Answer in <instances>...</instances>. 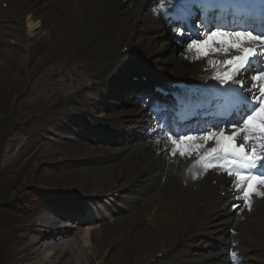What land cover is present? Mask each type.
<instances>
[{
  "label": "bare ground",
  "instance_id": "6f19581e",
  "mask_svg": "<svg viewBox=\"0 0 264 264\" xmlns=\"http://www.w3.org/2000/svg\"><path fill=\"white\" fill-rule=\"evenodd\" d=\"M25 2L23 12L22 14L18 15L16 11V2L13 5H10L8 7V12L12 15H15L18 17L17 21H24V17L26 18L25 22L27 23V26L29 28L30 36H44L47 40L54 41L52 39V33L53 30L47 28L45 24L47 25L48 22L44 23V13L41 12L39 9V0H23ZM65 1V2H64ZM125 1V2H123ZM45 0L43 4L52 2V4H56L61 8V13L64 14V23L63 26H59V23L57 20H55L54 28H56V31L58 34H60V31H65L67 34L75 35L77 39V44H82L84 46L85 51L83 52V55H89L87 59H83V61H80L82 66H96L95 68H99L100 71L105 74L106 76H110L112 66L114 65H120V63H125L123 60L125 59V56H117L113 53H109L108 55H105V58L101 57V54L99 53L101 50L104 49L103 46H100L104 44L106 41H103L100 45H92L91 43L95 42L96 36L93 35L91 38H87V40L84 42V40L87 37V27L86 23H89V20L91 15L96 17V19L92 21L93 26L95 28H101L105 29V33L111 35L108 37V39H111L110 42H113L114 40L118 39L115 38L112 27L114 29V32L116 35L123 36V40L125 42H132L131 46L134 48V50L141 55H145L146 57L150 55L153 51H158V47L152 46V43H148L145 41L146 38L141 36H131L130 34H124L121 32L120 27L122 23H129L130 16L133 21V23H139L140 20L137 19V15L145 9L144 5L146 4V0ZM64 2V3H63ZM133 5V7H136V9L131 10L129 5ZM110 9L113 12H119V17L115 21V17H112L109 12ZM132 11V13L129 15V12ZM85 13L88 15L86 16ZM137 14L135 17L133 16ZM145 16V15H144ZM139 17H142L141 15ZM135 20V21H134ZM145 20L148 22V25L145 26V30H147L148 33L151 34V38H154L158 36L155 35V29L154 25L150 23L149 17L145 16ZM49 25H52L49 23ZM128 30H131L129 27ZM149 37V36H148ZM149 40V39H148ZM117 41V40H116ZM84 42V43H83ZM106 44L113 50V46L111 43L106 42ZM165 45V44H164ZM166 46V45H165ZM5 51V50H4ZM28 58L23 56L22 61L26 62ZM110 59V60H109ZM175 62V61H172ZM115 66V67H116ZM169 71L175 72V73H184V74H191V75H198L199 73H202L201 66H198L197 63L188 65L186 62H178L174 63L172 66L167 67ZM167 73V72H166ZM168 74V73H167ZM103 75V76H105ZM98 89H96L95 92L91 93L92 96H96L98 98L103 99L104 92L106 93V89L104 84H99L97 86ZM105 90V91H104ZM75 98V96H74ZM135 112V110H134ZM95 121L98 123V118L95 117ZM113 125H116L117 122L113 120ZM79 133V132H78ZM90 144H80V149L76 152V156L86 158V159H92L96 156L100 155H107V156H114L116 159H119V162L122 164V166L126 165L127 161H129L131 164L135 163L133 169V173H136V175H133L132 181L126 180L124 183H128L127 185L132 184V182L141 183L144 182V179H141L140 177H137V174L140 172L145 173L147 176L150 175L149 168L147 167L148 163H140V159L133 160V157L135 154L143 153L144 156L140 157L144 161L146 158L152 153V150H149L148 148H142L140 146H134L132 148H127L126 152L122 150L121 148L115 149L112 148L110 150L103 149L98 146V144L95 142L94 137H89ZM96 144V145H95ZM95 145V146H93ZM126 148V147H123ZM137 148V149H135ZM135 149L134 151H132ZM66 157H70V155H66ZM151 158V157H149ZM174 164L166 165L167 171L164 175L160 174L157 178L159 182L163 181V176L165 177L164 182L161 186H159L157 189L153 191V195L156 194V196L153 198V195L149 197V201L144 205L137 209H135L130 216L124 217L118 221V223L109 228L108 230H103L102 228H95L93 226H86L85 229L82 231L81 227L74 221H71L69 223V227L60 225L62 222L61 219L55 220V218L47 217V216H41L39 218H36L32 221V225L29 227L28 231H25L23 235H21V239L17 242L24 243L27 245V247L19 253V255H15L13 257L14 260H12V256L10 257L9 264H17L18 262H22L23 260L28 261L25 264H59L62 260H65L67 256H69V259L64 264H88V260L84 259V257L89 258V255L93 259L99 260V262L102 264L104 259V254L108 251L109 248H111L113 245H115L120 237L124 234L123 231H126L128 233H132L131 235H139L143 236V229H140L142 225H149L154 226L155 223H158V225L167 223L169 221L174 222L176 221V211L179 209V203L181 200V196L185 194L184 188H182L180 185H176L175 183L178 182V179L180 177V170L179 169H173L172 166H175V163H178L176 160L173 161ZM179 167V165H178ZM180 168V167H179ZM155 169V168H154ZM108 168H101L99 170H95L92 168H89L84 174L81 179L80 188H82L83 184H87L89 188L88 192V200H94L98 202L99 194L103 192V188L106 184L115 183V185L118 186V188H122L125 186L124 184H121L123 182H118V178L120 175H123V170L118 172L117 174L109 175L107 174ZM130 176V175H129ZM129 176H127L129 178ZM136 180V181H135ZM174 183L173 186L168 188L166 190L163 189L166 184ZM179 183V182H178ZM181 183V182H180ZM197 184V183H196ZM202 184V187L197 191L200 193H193L191 194V199H197L201 197V193L203 192L205 185L207 183H198ZM146 186L155 187L158 186L159 183H154V180H150L144 182ZM220 190L218 186L216 185L215 188L212 191ZM186 192H190L189 190H186ZM158 205L160 207L158 208ZM198 205V202H197ZM215 207H220L217 203H212ZM207 205V206H212ZM263 207V206H262ZM221 208V207H220ZM71 209V208H69ZM263 208L259 207L258 211L262 210ZM197 211V206H196ZM211 211L209 207H205L201 211L200 218L197 219V217H193V221H201L203 216L206 214L208 215ZM251 213L245 215V223H239L240 226L244 228V226L248 229V231L251 233H254L255 227L259 229V234L262 237H253L252 243L253 244H247L245 245L246 253H249L250 251L256 252L260 251L259 253H262L264 250V226L261 225V218L259 215V212ZM100 210L99 208H89L86 210V213L83 217L86 218L85 222L93 219L97 220V215L99 214ZM261 213H264L262 211ZM63 214V213H62ZM69 216V214L65 215ZM71 217V216H70ZM256 219V220H255ZM255 220V221H254ZM254 221V222H253ZM69 222V221H68ZM249 222V225L247 227V223ZM98 223V222H96ZM171 225V223L169 224ZM221 226L224 225V223L220 224ZM102 227V226H100ZM25 228V227H24ZM47 230L48 232H45ZM81 230V231H80ZM108 231V232H107ZM53 232L58 234L60 239L56 240L53 239V236L51 235ZM159 229L154 227L153 235L155 236L156 240H158L156 250L164 251L166 248H168L171 245V239L168 240H161L159 238L158 233ZM158 233V234H157ZM150 236V237H151ZM145 238V237H144ZM249 238V235H247V239ZM258 238L259 240H256ZM143 239V238H142ZM17 242L14 243L17 244ZM82 250V251H81ZM65 258V259H64ZM256 257H253L251 255L247 256V261H255ZM15 263H14V262ZM256 262V261H255ZM258 264H264L262 262L257 261Z\"/></svg>",
  "mask_w": 264,
  "mask_h": 264
},
{
  "label": "snow or ice",
  "instance_id": "6c2138e0",
  "mask_svg": "<svg viewBox=\"0 0 264 264\" xmlns=\"http://www.w3.org/2000/svg\"><path fill=\"white\" fill-rule=\"evenodd\" d=\"M180 2L172 0L173 6ZM259 3L258 26L253 22L255 13L235 0H187L188 6L177 9L179 31L174 36L185 46L186 58L194 53L197 59H207L213 70L211 79L223 92L233 93L235 104L227 119L221 117L184 132H173L165 125L164 133L173 155L178 152L183 157L202 149L196 164L204 172L216 170L230 176L235 194L249 207L253 192L264 196V191H256L257 186H264V0ZM195 6H199L202 19L194 25L197 32L193 33L184 21L190 22ZM229 18L234 26L224 23ZM214 54L226 58H210ZM248 76L251 86L246 84ZM185 102L193 107L203 103L196 97ZM192 178L197 179L198 174L193 172ZM232 256L236 262L238 254Z\"/></svg>",
  "mask_w": 264,
  "mask_h": 264
},
{
  "label": "rangeland",
  "instance_id": "374dc122",
  "mask_svg": "<svg viewBox=\"0 0 264 264\" xmlns=\"http://www.w3.org/2000/svg\"><path fill=\"white\" fill-rule=\"evenodd\" d=\"M56 9H54L51 6L48 12L46 11L44 12L45 14L49 13V16L47 18L49 23L52 24L54 23L51 17L53 14L56 15L57 12ZM1 16L3 15L0 14V17ZM5 32L9 34L7 37L9 38V40L8 41L6 40V43H3L1 41L0 43L1 45L4 44V46L7 47L6 50L9 53L0 56V59L3 57L2 60H0V62L2 61L0 64V82L9 79L7 81V83L9 84L10 81L14 82L15 78H18L15 80L17 82H21V80L25 78L27 79V81H29L30 78L29 88L22 95L16 96L14 98V101H13V97H9L10 100L12 98L13 101L12 105L14 104L12 118L15 120V122L20 124L21 125L20 128H22L36 111L41 109H47L48 107L53 108L54 106L59 105L62 102L65 103L70 102L68 100H70L69 98L71 97L72 91L74 90L72 91L67 90L65 88V85L68 84V77L72 78L73 80L78 79L81 72L78 70L77 65L73 64L72 61L73 59L71 58V56L69 58H67L68 56H66V60H62L63 57L61 59L57 58L58 55L64 56V54H66V51H68L67 48L65 47L66 42L70 41L72 37L67 38V36L63 35L61 39L57 40L55 44L47 41L44 42L43 40L38 42L31 38H26L24 36V33L17 31L14 25H8V27H5ZM3 39L4 38H2V40ZM27 47H29V49L25 50ZM25 54L29 55L30 60L27 61L29 63L27 62L25 63L26 65L25 68H21L22 66L20 67L19 63H22L21 57ZM57 62L59 63L57 64ZM35 65L38 66L40 70L37 68L34 69ZM21 69L23 70L19 72V70ZM88 69L90 70L89 72L87 71ZM88 69L86 70L82 68V71L83 72L87 71V73L85 72V74H90L91 72L94 71V69H91V67ZM32 71L43 72L42 74H40V76L47 74V79H40L38 74L35 77ZM36 79L38 81H36ZM24 83L27 82L24 81ZM41 84H43L44 89H48V90L38 91L37 89ZM31 89L32 91L29 94ZM11 95L13 94L11 93ZM49 97L51 98L49 99ZM34 105H36L37 107H35ZM57 107L55 108L57 109ZM69 107L71 109L74 108L71 102L70 105H68V109ZM64 119L65 117L63 116L61 118V121ZM59 123L61 124V122ZM55 132L56 131L53 128L50 130L51 134ZM26 140L32 141V139H29V135L27 132H20V131H13L11 137L9 136L6 139L7 142L6 146L8 151L7 153H5V158H3V160L0 161V168H3L5 173L11 174L13 173V171L15 173H18L23 168V166L26 167L24 173L22 174L23 179L21 180L22 182L20 183L21 185L25 183H38V184L53 183L55 186H59L61 185L60 183H77L79 176L83 173L85 168H82L80 166L76 167V165H74L75 167L73 166L72 170L68 169L67 166L62 167L64 170L61 169L56 170L48 163L49 161L46 160V159H53L55 158V156L44 159L45 154L47 152L59 150L61 148H68V146L71 145L70 143L64 141L63 139H57L54 142L44 143L42 146H39V144L37 143L27 153L26 160H22V159L17 161L14 160L15 158L12 155L14 153H18L20 147L23 145L24 141ZM28 147L29 144L23 146L24 151H28L29 149ZM31 157L32 160H29V158ZM9 161L12 162L9 163ZM27 162L28 164H26ZM32 188L35 189V192H37L35 187ZM62 188H70L73 191L76 190L72 186H64ZM21 193L22 191H20L19 188H17L13 195L14 200H19ZM31 195L33 197V194H30L28 196L29 200H31ZM30 202L32 205H34V208H37L39 205L37 201L36 202L30 201ZM5 234L10 235V233L8 232H6ZM16 241L17 240H14L13 242L9 241L5 245V250L10 256H12L11 257L12 260H14L13 257L15 255H19V253H21L24 248L23 245L24 243L17 242V244L14 245ZM128 247L129 248H125L124 241L120 240L119 243L111 247V250L108 252V255L107 254L104 255V260H105L104 263L105 264L144 263L143 262L144 260L139 262V259L142 258L141 252L146 250L145 242L141 239L135 238L132 240V244H129ZM67 259H69V256H67L65 260L67 261ZM84 259L88 260V264H101L99 260L93 259L91 255H89V258L84 257ZM65 260L62 259L59 264H64L66 262Z\"/></svg>",
  "mask_w": 264,
  "mask_h": 264
}]
</instances>
